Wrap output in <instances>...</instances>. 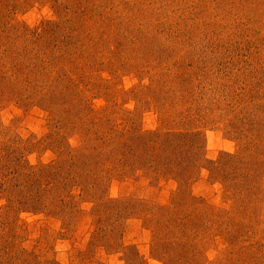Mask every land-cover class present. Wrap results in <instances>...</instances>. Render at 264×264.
I'll return each instance as SVG.
<instances>
[{"label": "rangeland", "instance_id": "rangeland-1", "mask_svg": "<svg viewBox=\"0 0 264 264\" xmlns=\"http://www.w3.org/2000/svg\"><path fill=\"white\" fill-rule=\"evenodd\" d=\"M132 129L199 133L185 193L107 153ZM226 153L250 195L209 172ZM5 242L12 264H264V0H0V264Z\"/></svg>", "mask_w": 264, "mask_h": 264}, {"label": "trees", "instance_id": "trees-1", "mask_svg": "<svg viewBox=\"0 0 264 264\" xmlns=\"http://www.w3.org/2000/svg\"><path fill=\"white\" fill-rule=\"evenodd\" d=\"M12 68L18 70L19 67ZM124 133L125 138L122 137L123 135H116L113 138L108 145V154L114 156L115 159L119 156L120 159H122L121 157L126 155V157H128V162L130 163L129 165L140 166L141 169L142 166H148L150 170H154L156 173H168L167 175H169L170 180H173L176 183L183 181L180 186L183 184V193H185L187 180L192 176V173L195 170L194 168L201 163L200 161H197L200 157V147H198V142H195V139L199 135L198 132H189V134L176 132L167 139H161V136L164 134L159 133H154L150 139L145 135L137 134L134 129H132V132H130V130H125L123 134ZM223 159L226 160L225 163H213V168L208 169L209 172L224 178V181L228 183L226 191L229 195H235L234 190H239L238 192H240V188L241 191L245 190L246 193H249L250 195V190L252 189V177L249 176L247 172L242 175L234 176L235 169L238 168L240 164L242 165L239 155L226 153L223 154ZM16 164L19 167L18 169H15L16 172L22 174L30 173L28 178L30 182L32 181L31 179H33V181H39L38 179L33 178V176H36L33 175L30 165L23 164L21 159H17ZM51 167L52 166H42V172L45 169L43 174L46 173V168ZM131 167L128 169L130 170ZM173 167H176L179 173L176 178L170 176V168ZM163 169L165 172H163ZM39 178L42 177L40 176ZM5 243L6 246L2 250V256L4 257L3 263L12 264L13 260L16 262L20 260V258H18L20 252L17 250L16 254L10 256V249L7 247L8 242ZM177 244H179V242H177L176 245ZM3 246L4 245H0V247Z\"/></svg>", "mask_w": 264, "mask_h": 264}]
</instances>
